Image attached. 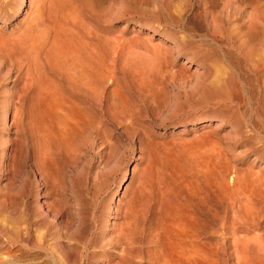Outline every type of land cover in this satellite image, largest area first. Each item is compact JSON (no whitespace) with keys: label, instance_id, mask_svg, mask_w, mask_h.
Instances as JSON below:
<instances>
[{"label":"rangeland","instance_id":"rangeland-1","mask_svg":"<svg viewBox=\"0 0 264 264\" xmlns=\"http://www.w3.org/2000/svg\"><path fill=\"white\" fill-rule=\"evenodd\" d=\"M216 2L58 1L34 42L28 0H0V264H190L162 247L158 202L196 213L208 264L264 248V6ZM80 61L97 92L65 80Z\"/></svg>","mask_w":264,"mask_h":264},{"label":"bare ground","instance_id":"bare-ground-1","mask_svg":"<svg viewBox=\"0 0 264 264\" xmlns=\"http://www.w3.org/2000/svg\"><path fill=\"white\" fill-rule=\"evenodd\" d=\"M36 1L37 0H28L27 6L29 8V16H28V21H27L26 28H25V33L28 32L29 33V38L32 39V41H34V42H35V39L38 38L37 35L33 34L34 32H33L32 29H34V27H36L37 25H42V26L50 29V27L54 24V22H52V19H53V9H54L53 7H54V5H56L58 1H64V3L67 2L66 5H68L69 2L71 3L73 0H41V8L39 10H37L36 13H34L33 11H31V8L33 7V5H34V3ZM76 1L84 9H86L89 12H93L96 15L97 14H102L104 11H106V9H109L110 8V6H108V4H107L108 0H76ZM209 1L210 2H214V3L216 2V0H209ZM222 1H223L224 4H227V7L229 6L232 10L239 9L240 13L241 12L245 13V11H248L249 10L250 13H251V15H253V16L254 15L255 16L256 15H260V12H261V10L263 9V6H264L263 0H222ZM202 3L204 4V2H202ZM216 4H217V2H216ZM205 5L208 6L207 3ZM212 5H215V4H212ZM73 7H75V6H73ZM220 7H221V5H220ZM231 9H228V10L232 11ZM181 13H183V12H181ZM245 16H246V14H245ZM203 17H204V20H206V17L207 16L206 17L203 16ZM179 18H182V17L180 16ZM253 19L252 18L249 19V22H248L249 25L248 26L252 27V24H253L252 22H254ZM70 22L71 23L72 22L74 23L75 22V19L72 18L71 16H68L67 15L59 23H61L62 27H65ZM242 25H243V23H242ZM262 25H264V24H262ZM56 27H58V26H56ZM59 27H60V25H59ZM55 28H54V30H53L52 33L51 32L48 33L49 39L51 38L49 40V43L47 42L49 44V49H51L53 46H55V44L58 41L60 35H62L60 33L63 32V31H61L58 28L55 30ZM48 29H47V31H48ZM249 32H254V29L246 30L244 33H241V36L244 37ZM233 35H235V33L234 32H231V36L230 37L233 38ZM77 50H79V49H77ZM71 54H73V53H71ZM77 56H78V54H77ZM77 63H78V65H80L79 67L82 69V71L78 72V70H76V67H75V70L74 69L72 70V68H70V69L69 68L68 69L65 68L68 71L66 73L64 72V74H65L64 75L65 80L68 81V82H71L73 84V86H75L76 89L82 90V91H84L86 93H95V92H97L102 87V85H103L104 82H107V77L100 75L99 72L96 70V68L93 67L92 70H88L86 68L87 67L86 66L87 65L86 63H83V62L80 61V62H75L74 64L76 65ZM74 64H72V62H71L70 66L73 67ZM78 65H76V66H78ZM97 65H99V64H97ZM70 70H72L73 72L70 71ZM61 73H62V71H61ZM66 99H68V98L65 97V100ZM55 102H56L55 105L56 104L59 105L58 100H55ZM50 105H52V104H50ZM69 122H71V121H69ZM71 127L74 128L73 126H71ZM69 131H70V129H69ZM158 203L159 204H156L155 207L152 209V212H153V215H154V218H155V223L154 224L156 226V229L160 230V232H158V234L164 235L165 234V231L167 229V231H166L167 235L165 236V238H163L165 241L162 239V247H164V248H179V249H181L187 255V257L186 256L185 257L188 258V260H190V264H193V263L194 264H208L209 263L208 262L209 261V257L207 255L208 253L206 251H204V249H202V248H213V243H212V240H211V236L206 231H205L204 237H202V238H201L200 234L198 233V231H199V223L198 222L195 223V219L198 218V216L196 215V213L193 210L191 211V210H185L184 209V210H182L183 212H179L176 215L173 214V212L172 213H168V217H167V212H169V211H167V212L165 211L166 209H165V207L163 205L164 203L163 204L160 203V202H158ZM126 210H128V209H126ZM127 212H130V211H126V214H127ZM124 216H125V214H124ZM130 216L131 215H129V218H130ZM167 218H169V219H167ZM127 220H129V219H127ZM126 222L127 221H124L123 223L120 222L121 223V227L124 226V224L126 225ZM124 234H126V233L124 232ZM126 235H128V234H126ZM163 241H164V244H163ZM242 244L243 245H246V242H242ZM239 245H241V244H239ZM263 246H264V243L261 244V247H263ZM260 251H261V254H263L262 252H264V248H241V255L239 256V258H240V264L241 263L242 264H257V259L260 258V256H259L260 255ZM174 263H175V261H174Z\"/></svg>","mask_w":264,"mask_h":264}]
</instances>
